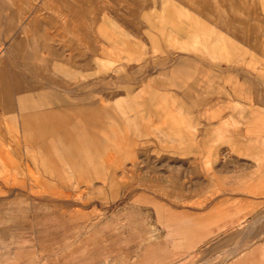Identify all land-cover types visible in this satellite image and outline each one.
I'll return each mask as SVG.
<instances>
[{
	"label": "rangeland",
	"instance_id": "374dc122",
	"mask_svg": "<svg viewBox=\"0 0 264 264\" xmlns=\"http://www.w3.org/2000/svg\"><path fill=\"white\" fill-rule=\"evenodd\" d=\"M0 264H264V0H0Z\"/></svg>",
	"mask_w": 264,
	"mask_h": 264
},
{
	"label": "crops",
	"instance_id": "0c3cea01",
	"mask_svg": "<svg viewBox=\"0 0 264 264\" xmlns=\"http://www.w3.org/2000/svg\"><path fill=\"white\" fill-rule=\"evenodd\" d=\"M21 121V120H20ZM22 123H23V121H22ZM22 123H21V126H22ZM22 130H23V127H22Z\"/></svg>",
	"mask_w": 264,
	"mask_h": 264
}]
</instances>
